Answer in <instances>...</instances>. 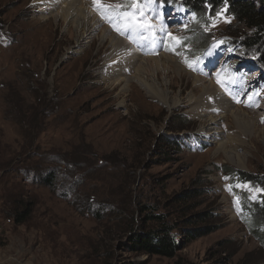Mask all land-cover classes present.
I'll use <instances>...</instances> for the list:
<instances>
[{
	"label": "rangeland",
	"instance_id": "374dc122",
	"mask_svg": "<svg viewBox=\"0 0 264 264\" xmlns=\"http://www.w3.org/2000/svg\"><path fill=\"white\" fill-rule=\"evenodd\" d=\"M82 2L84 21L99 25L76 50L75 25L66 20L65 12L58 13L56 7L48 12V1L41 5L36 0H0V264H249L256 258L261 260L257 264H264V246L239 217L242 190L251 200L261 191L250 182L252 186L238 183L229 189L239 173L264 175V100L251 109L228 101L230 110H221L225 103L215 96V87L221 92L215 81L191 71L184 61L183 55L192 58L202 45L191 43L195 36L178 52L156 55H141L137 46L130 48L133 39L121 37L140 57L165 56L145 60L149 78L181 105L169 109L149 96L138 83L135 68L122 75L131 79L122 90L124 81L110 78L114 61L107 56L110 41L101 37L104 27L119 36L99 9L126 2ZM225 21L210 24L211 33L203 35L222 33ZM199 78L211 82L213 91L203 92ZM211 118L218 119L222 140L208 134ZM184 121L189 128L173 130ZM159 137L174 139L178 147H164L161 153ZM222 141L227 146L220 148ZM36 145V155L28 156ZM56 154L75 161L84 177L92 178L85 193L77 187L80 199L75 203L64 198L72 197L71 186L57 183L51 189L32 182L21 163L41 160L39 167L44 169ZM72 167L73 163L69 174ZM184 191L200 195L183 208L173 197ZM86 195L103 197L114 207L95 219L83 212L81 197ZM19 200L32 203V209L23 222L15 223L8 212ZM132 200L135 208L140 201L173 220L181 218L184 213L179 209L186 207L194 213L211 211L213 217L200 225L215 228L186 243L172 258L125 252L120 241L130 213L118 207L129 202L132 209ZM134 211L139 221V208Z\"/></svg>",
	"mask_w": 264,
	"mask_h": 264
},
{
	"label": "trees",
	"instance_id": "16d2710c",
	"mask_svg": "<svg viewBox=\"0 0 264 264\" xmlns=\"http://www.w3.org/2000/svg\"><path fill=\"white\" fill-rule=\"evenodd\" d=\"M178 2L192 12L194 26L192 24L187 30L188 36H195V39L192 38L191 42H195L196 44L202 43L194 53L200 54L204 45L212 39V37L203 35L197 30L201 23L206 21L204 17V6L207 4L210 6L212 12L225 8L227 14L232 17V22L227 24L222 32L225 33L224 38L227 44L236 46L242 52V55H256V62L264 66V0H178ZM188 38L186 37L184 40ZM4 101H8L6 95ZM179 118H182V116L179 115ZM184 124L174 126L173 130H183L185 127L189 128L186 122ZM173 140L166 137H159L157 146L161 150V153L164 147L169 148L173 146L175 149L178 147L177 141ZM36 150H38L37 145L31 147L28 156L33 157L36 155L34 153ZM32 154L33 156H31ZM61 156L64 155L61 154ZM61 156L59 157L56 154L49 157V164L44 169H40L39 167L43 165L40 159L41 162L26 163V161H22L21 163H25L23 165V167H26L24 170L27 173V178L32 182L46 184L51 189H55L57 183L71 186L72 197L64 198L71 203H75L74 200L80 199L77 187L81 192L85 193V188L89 187L92 178H85L83 172L79 170L73 159L70 158L74 162L66 161ZM52 162H56V165L52 166ZM60 163L64 166L62 169H59L62 166L59 165ZM72 163L74 172L69 174V166ZM239 176L245 181H251L261 186L264 191V175L248 176L247 174L239 173ZM75 178L76 181L74 183ZM199 195V191H184L176 197H173V200L176 203L182 204L184 208L193 197H198ZM89 196L91 197H87V195L81 197V200H83L81 201L83 204V212L91 215L95 219H101L104 211H108L111 207H114L112 205L113 203H106L103 197L99 199V197ZM241 197L243 198L241 199L242 210L240 220L244 223L247 231L258 240L261 246H264V192L261 195L260 202L250 200L247 194ZM136 202L138 203L136 208L133 200L129 204L132 209L128 207L129 202H126V207H124V203L121 207H118L120 212L126 211L130 213L129 217H126L125 220L123 219V241H120V248L125 252L172 258L186 243L210 233L215 228L212 224L200 225L202 220L213 217V212L211 211L207 212L204 210L194 213L190 211L191 208L186 207L185 209H179L184 213L183 216L177 220H173L167 214L155 211L154 208H149V205L142 204L140 201ZM137 208H139L140 212L139 221L134 216L135 213L138 215V212L134 211ZM31 209L32 203L19 200L9 209L8 215H11L15 223H20L31 213ZM122 237L120 240H122ZM256 259H253L252 263L249 264H257V262L261 261Z\"/></svg>",
	"mask_w": 264,
	"mask_h": 264
},
{
	"label": "bare ground",
	"instance_id": "6f19581e",
	"mask_svg": "<svg viewBox=\"0 0 264 264\" xmlns=\"http://www.w3.org/2000/svg\"><path fill=\"white\" fill-rule=\"evenodd\" d=\"M44 1H48V3H50L49 4L50 6L48 5L46 8L47 10H49L48 12L54 10L53 7H56L55 10L60 11L58 13L61 14V12H65L66 14L69 15L66 17V20L67 21L71 20L74 23L75 31L77 34L76 44L74 46L76 48V50L81 48L82 44L87 42V40H84L85 38L92 37L95 28H97L99 25L98 21H93V22H85L84 21V20H86L87 16L84 12H82V6H83L82 0H65V1H63V0H36V3L42 5V2H44ZM57 8H61V9H57ZM101 37L103 39L108 37V39L110 41V49H109L107 56L110 59L114 60L112 62V68H111L112 70H111L110 78L113 81H124V84L122 86V90L125 91L126 86L131 81L130 78L122 77V75L125 72H127L128 70L135 68L137 73H138L136 75V78L138 79V83L142 86V88L146 91V93L149 96L157 98L158 100L162 101V103L167 104L169 109L182 104V101H180V100H178V102L173 101L168 90L162 89L158 85H155V82L149 78V73H148L149 64H146L145 60L146 59H148V60L156 59V60L160 61L162 58H165V56L164 57L161 56L158 58L143 57V56L140 57L138 52H136V54H135L134 52H131L132 50L130 51L129 43H127L126 40L122 39L121 37H117L114 34L113 35L110 34L107 27L103 28V33H102ZM138 49H136V50H138ZM192 55H199V53H193ZM118 61H124V63L119 65L118 63H116ZM204 82L206 84H204ZM199 85L202 88L203 92H205V93H208L209 91H213V88H214L213 84L211 82H209L208 80H206L205 78H199ZM215 89L217 91L215 96L216 97L218 96V98L223 100L225 103L224 107L221 108V110H224V112H226L227 110H230L232 105L228 102L227 98H225V96L223 95L222 92H220L216 87H215ZM218 98L215 100L219 101ZM211 99H212V97H211ZM221 103H222V101H221ZM217 120H218L217 118H211L208 120V122H207L208 123L207 127H209L208 134L211 135L212 139L214 137L213 140H215V139L222 140V136L219 135V131L217 128V126H218ZM223 146L224 147L227 146L225 144V141H222L219 147L223 148ZM231 150L235 151L233 149H231ZM228 158L230 159L231 156H228ZM239 160L240 159L238 157L237 159L232 160V161H239Z\"/></svg>",
	"mask_w": 264,
	"mask_h": 264
},
{
	"label": "snow or ice",
	"instance_id": "6c2138e0",
	"mask_svg": "<svg viewBox=\"0 0 264 264\" xmlns=\"http://www.w3.org/2000/svg\"><path fill=\"white\" fill-rule=\"evenodd\" d=\"M133 8L135 9V11L133 12V16L140 15V8H139V6L138 5H133ZM133 16L127 17L130 26L132 25V18H133ZM140 18L142 19V15H140ZM109 22L111 23V21H109ZM117 30L119 31V29H117ZM189 67H192V65L189 64ZM217 82L220 83L219 78H218Z\"/></svg>",
	"mask_w": 264,
	"mask_h": 264
}]
</instances>
